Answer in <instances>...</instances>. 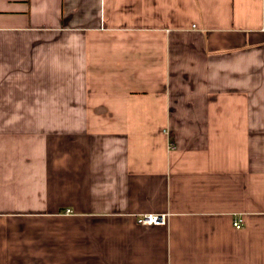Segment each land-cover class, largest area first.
I'll return each mask as SVG.
<instances>
[{
	"label": "crops",
	"instance_id": "obj_1",
	"mask_svg": "<svg viewBox=\"0 0 264 264\" xmlns=\"http://www.w3.org/2000/svg\"><path fill=\"white\" fill-rule=\"evenodd\" d=\"M0 264H264V0H0Z\"/></svg>",
	"mask_w": 264,
	"mask_h": 264
},
{
	"label": "built area",
	"instance_id": "obj_2",
	"mask_svg": "<svg viewBox=\"0 0 264 264\" xmlns=\"http://www.w3.org/2000/svg\"><path fill=\"white\" fill-rule=\"evenodd\" d=\"M168 221V215L166 213L155 214L148 213L143 214L138 218V222L142 225H166ZM243 219H236L234 221V226L238 229L242 227Z\"/></svg>",
	"mask_w": 264,
	"mask_h": 264
}]
</instances>
